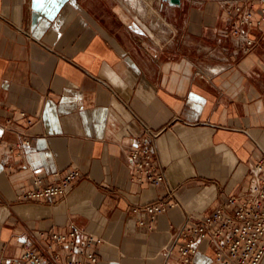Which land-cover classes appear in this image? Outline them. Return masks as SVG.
Instances as JSON below:
<instances>
[{"label":"crops","instance_id":"1","mask_svg":"<svg viewBox=\"0 0 264 264\" xmlns=\"http://www.w3.org/2000/svg\"><path fill=\"white\" fill-rule=\"evenodd\" d=\"M252 3L245 52L221 0H0V261L72 227L100 240V264H179L177 228L244 192L264 158V1ZM146 128L160 186L127 159ZM74 169L66 195L17 200ZM169 190L174 208L133 210ZM196 246V264H213Z\"/></svg>","mask_w":264,"mask_h":264},{"label":"built area","instance_id":"2","mask_svg":"<svg viewBox=\"0 0 264 264\" xmlns=\"http://www.w3.org/2000/svg\"><path fill=\"white\" fill-rule=\"evenodd\" d=\"M226 14L231 19V32L240 46L248 52L254 42L242 29L253 23V0H221ZM239 1L246 2L244 8ZM263 2L264 0H259ZM137 20V19H136ZM138 21V20H137ZM264 22V9L261 10L257 24ZM20 116L25 119L24 113ZM27 123L29 121L26 120ZM157 134L147 128L136 139L135 145L127 153V159L137 177L149 184L160 186L166 183L162 165L157 161L155 141ZM29 146V141L23 142ZM264 158L250 170V181L246 190L232 194L213 212L199 218H187L177 228L167 255L175 252L179 264H196L194 257L198 253L197 242H208L213 249V264H260L264 256ZM79 175L77 169L58 177L55 184L43 186L42 179L34 177L32 188L21 192L17 200H47L67 194ZM168 201L148 203L133 210H143L151 219L177 205L175 193L169 190ZM47 244L41 250L24 244L17 260L0 264H100L93 246L100 240L92 235H80L74 228L66 232L40 234ZM65 246L67 253L63 252Z\"/></svg>","mask_w":264,"mask_h":264},{"label":"rangeland","instance_id":"3","mask_svg":"<svg viewBox=\"0 0 264 264\" xmlns=\"http://www.w3.org/2000/svg\"><path fill=\"white\" fill-rule=\"evenodd\" d=\"M126 2H127V4L130 6V7H139V6H137V3H132L130 0H125ZM139 1V0H138ZM136 4V5H135Z\"/></svg>","mask_w":264,"mask_h":264},{"label":"water","instance_id":"4","mask_svg":"<svg viewBox=\"0 0 264 264\" xmlns=\"http://www.w3.org/2000/svg\"><path fill=\"white\" fill-rule=\"evenodd\" d=\"M169 2L178 5L180 3V0H169Z\"/></svg>","mask_w":264,"mask_h":264},{"label":"bare ground","instance_id":"5","mask_svg":"<svg viewBox=\"0 0 264 264\" xmlns=\"http://www.w3.org/2000/svg\"><path fill=\"white\" fill-rule=\"evenodd\" d=\"M132 3H137L138 0H130ZM136 5V4H135Z\"/></svg>","mask_w":264,"mask_h":264},{"label":"snow or ice","instance_id":"6","mask_svg":"<svg viewBox=\"0 0 264 264\" xmlns=\"http://www.w3.org/2000/svg\"><path fill=\"white\" fill-rule=\"evenodd\" d=\"M50 2H53V3H55V2H56V0H50Z\"/></svg>","mask_w":264,"mask_h":264}]
</instances>
